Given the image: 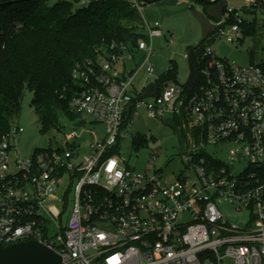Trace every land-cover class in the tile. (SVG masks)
<instances>
[{"label":"built area","instance_id":"2783aa9c","mask_svg":"<svg viewBox=\"0 0 264 264\" xmlns=\"http://www.w3.org/2000/svg\"><path fill=\"white\" fill-rule=\"evenodd\" d=\"M130 4L141 18L144 5ZM255 8L264 15V0L223 7L213 35L240 40ZM142 22L145 37L133 49L113 43L72 69L71 113L106 128L104 141L86 146L88 155L79 154L83 130L28 159L16 149L23 128L11 125L0 136V244L50 245L60 264H264V64L240 66L207 48L193 57L192 86L156 76L157 92L146 94L135 84L148 59L134 70L125 62L134 52L149 58L162 31ZM154 72L145 68L149 77ZM141 111L187 129V173L166 180L149 169L155 154L140 171L120 161V142ZM225 143L234 145L227 163L208 153ZM241 161L247 169L234 174Z\"/></svg>","mask_w":264,"mask_h":264},{"label":"rangeland","instance_id":"374dc122","mask_svg":"<svg viewBox=\"0 0 264 264\" xmlns=\"http://www.w3.org/2000/svg\"><path fill=\"white\" fill-rule=\"evenodd\" d=\"M58 1L72 2L73 8L88 7L90 2H101L100 0H80V2L46 0L45 2L52 5ZM125 1L130 2L131 0ZM225 6L241 8L244 6V0H221L210 5L206 14L203 12L202 4L195 0H166L164 6H161L159 2L143 6L142 20L151 24L158 22L162 37L152 40L153 52L149 58H147V53L134 52L133 60H126L127 70H134L140 68L148 59L135 87L151 86L155 77L168 69L175 71V80L181 86L190 85L195 76V69L194 60L188 55H191L193 51L195 59L198 60L207 48L212 51L214 57L234 61L240 66L250 63L264 64V15L257 8L251 13H246L244 16L246 26L243 27L242 38L228 43L226 35H213V20L221 15ZM147 42L150 43L149 40ZM128 56L129 53H125V57ZM146 67L154 69V76L146 75ZM31 101L32 93L25 91L20 104V114L11 122V125L23 128V132L16 139V149L21 159H28L36 150L59 147L65 143V136L72 131L80 134L83 130L77 140V143L84 147L79 152L80 157L89 154L86 146L93 143L95 137L99 141L107 138L103 124L93 121L82 124L71 113L58 115L59 128H52L49 132L43 133L39 117ZM188 146V131L179 122L171 119L163 122L152 120L141 111L140 116L135 119L134 126L128 129L127 137L120 142L119 159L128 167H134L140 171L148 166L149 156L155 154V166H150L149 169L161 172L163 178L171 181L180 174L187 173L184 153ZM233 147L232 143H225L218 146L217 151L214 148L209 149L208 153L213 154L223 163H227L228 153ZM246 169V162L241 161L235 165L233 173L240 174ZM224 212L230 220H236L231 211L224 209ZM65 222L66 218L62 224Z\"/></svg>","mask_w":264,"mask_h":264},{"label":"trees","instance_id":"16d2710c","mask_svg":"<svg viewBox=\"0 0 264 264\" xmlns=\"http://www.w3.org/2000/svg\"><path fill=\"white\" fill-rule=\"evenodd\" d=\"M45 1L0 0V136L19 116L25 91L32 93L41 131L59 128L58 115L71 113L75 63L113 43L133 49L145 37L142 19L128 1L100 0L77 8L69 1ZM202 6L206 14L210 5ZM171 79L175 71L168 69L158 82Z\"/></svg>","mask_w":264,"mask_h":264},{"label":"water","instance_id":"95a60500","mask_svg":"<svg viewBox=\"0 0 264 264\" xmlns=\"http://www.w3.org/2000/svg\"><path fill=\"white\" fill-rule=\"evenodd\" d=\"M141 4L152 5L163 0H137ZM203 5H214L220 0H195ZM262 2V0H259ZM60 257L50 245L35 241L23 242L4 247L0 244V264H60Z\"/></svg>","mask_w":264,"mask_h":264},{"label":"crops","instance_id":"0c3cea01","mask_svg":"<svg viewBox=\"0 0 264 264\" xmlns=\"http://www.w3.org/2000/svg\"><path fill=\"white\" fill-rule=\"evenodd\" d=\"M159 4L161 5V6H164V5H166V0H163V1H160L159 2ZM144 10V9H143ZM189 57H195L194 55H193V53H191V55H188ZM194 69H195V76H194V79H193V82L190 84V85H188V86H192L194 83H195V81H196V78H197V69H196V66H195V63H194ZM160 76V75H159ZM152 77V76H151ZM137 90H139V89H142V90H144V92L146 93V94H154V93H156L157 92V83H156V77H155V81H154V83H152L151 84V86H149V87H145V86H142V87H140V88H136Z\"/></svg>","mask_w":264,"mask_h":264}]
</instances>
